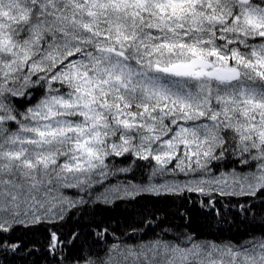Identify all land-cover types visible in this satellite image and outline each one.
Instances as JSON below:
<instances>
[{
    "label": "snow or ice",
    "instance_id": "obj_1",
    "mask_svg": "<svg viewBox=\"0 0 264 264\" xmlns=\"http://www.w3.org/2000/svg\"><path fill=\"white\" fill-rule=\"evenodd\" d=\"M134 168L141 182L109 183ZM192 193L216 215V197L238 199L246 226L259 202V234L114 244L72 264H264V0H0V252L44 232L66 264L80 233L53 225Z\"/></svg>",
    "mask_w": 264,
    "mask_h": 264
},
{
    "label": "trees",
    "instance_id": "obj_2",
    "mask_svg": "<svg viewBox=\"0 0 264 264\" xmlns=\"http://www.w3.org/2000/svg\"><path fill=\"white\" fill-rule=\"evenodd\" d=\"M117 164L127 167L128 161L117 158ZM215 169V166H213ZM235 167L238 172L247 170L243 166L226 162L224 170L228 171ZM219 175V172H215ZM146 176L145 169H133L127 175L120 174L109 181L116 180L141 182ZM66 194L75 196V190H66ZM206 197L198 193L187 194L186 196L153 197L140 196L136 199L115 200L111 204L97 203L90 205L63 226L53 225L59 228L60 232L67 236L73 231L80 233V238L74 244L69 245L63 251V259L66 264H72L74 258L81 253L87 256H103L114 244L120 249L114 256H118L120 250L132 247L139 250L140 245H150L157 239L169 243H180L188 235H191L196 242L210 241L217 245L227 242L241 244L248 237L250 231L255 230L259 234L261 228L259 202L253 208L255 222L247 224L243 216H237L238 199L220 198L215 199V210L221 215H216L209 207L204 206ZM253 217H248L252 220ZM149 221L151 226H149ZM95 225L107 229V235L100 239L91 235L96 231ZM238 225V226H237ZM22 236L21 248L17 252H0V264H59L57 256H52L47 250L46 234L44 232H28L23 230L17 233ZM15 239V237H14ZM183 246L190 247V243ZM131 259V258H130Z\"/></svg>",
    "mask_w": 264,
    "mask_h": 264
}]
</instances>
